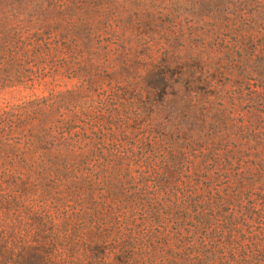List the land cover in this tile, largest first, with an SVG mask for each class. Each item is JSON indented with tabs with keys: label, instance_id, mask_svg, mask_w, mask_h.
<instances>
[{
	"label": "trees",
	"instance_id": "1",
	"mask_svg": "<svg viewBox=\"0 0 264 264\" xmlns=\"http://www.w3.org/2000/svg\"><path fill=\"white\" fill-rule=\"evenodd\" d=\"M47 79L0 106V264H264V0H0V94Z\"/></svg>",
	"mask_w": 264,
	"mask_h": 264
},
{
	"label": "rangeland",
	"instance_id": "2",
	"mask_svg": "<svg viewBox=\"0 0 264 264\" xmlns=\"http://www.w3.org/2000/svg\"><path fill=\"white\" fill-rule=\"evenodd\" d=\"M189 34V30L186 31ZM194 39L201 40L197 36H193ZM75 84L74 80L70 79H58L57 81H51L47 79L41 84H36L34 87L19 88L15 90H10L5 93L0 94V106L6 105L8 103H18L22 100L48 96L51 90L61 91L67 88H71Z\"/></svg>",
	"mask_w": 264,
	"mask_h": 264
}]
</instances>
